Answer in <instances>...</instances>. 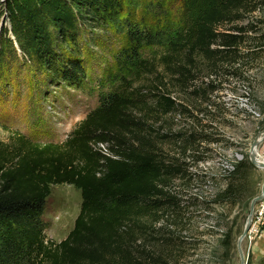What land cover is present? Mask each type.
<instances>
[{"label":"trees","instance_id":"trees-1","mask_svg":"<svg viewBox=\"0 0 264 264\" xmlns=\"http://www.w3.org/2000/svg\"><path fill=\"white\" fill-rule=\"evenodd\" d=\"M257 2L182 0L172 39L130 34L135 46L124 51L130 76L115 92L100 95L99 106L64 142L42 144L17 132L0 141V264H166L137 245L147 229L142 221L174 205L167 189L187 175L165 146L185 158L206 142L191 126L172 132L173 121L177 114L194 121L192 109L220 88V73L237 76L232 67L247 66L264 49V34L253 38L255 27L239 25ZM124 3L0 0V17L9 26L1 31L0 60L7 49L18 52L49 78L78 87L86 79L77 41L82 28L104 32L123 25ZM144 45L156 49L140 59ZM96 144H106L109 156L94 150ZM56 185L73 186L82 199L73 229L60 243L46 240L42 222Z\"/></svg>","mask_w":264,"mask_h":264},{"label":"rangeland","instance_id":"rangeland-1","mask_svg":"<svg viewBox=\"0 0 264 264\" xmlns=\"http://www.w3.org/2000/svg\"><path fill=\"white\" fill-rule=\"evenodd\" d=\"M124 6L123 25L104 32L91 25L82 28L77 41L86 79L78 87L49 78L18 52L6 50L0 60V141L6 142L10 132H17L33 142L61 144L99 106L100 95L115 92L121 79L130 76L124 56L125 50L135 46L130 34L164 41L172 39L179 28L182 0H125ZM257 6L239 23L256 28L253 38L264 34V0H258ZM2 28L9 29L4 17H0V36ZM7 37L11 38L9 33ZM56 46L60 49L61 41ZM155 49L142 46L139 58H148ZM232 68L237 76L220 73V88L209 102L192 109L194 121L187 115L175 116L172 132L191 126L205 135L206 142L197 144L191 150L195 153L188 152L185 158L179 149L165 146L170 157L180 158L187 175L176 178L167 189L175 197L174 205L164 206L158 218L142 221L147 229L137 245L141 243L155 260L240 264L238 240L264 180L263 170L252 165L249 157L250 145L264 130V49L254 62ZM262 151L264 140L256 156ZM227 163L234 166L232 173L224 172ZM81 202V192L73 186H50L42 214L46 240L60 243L68 236ZM241 250L245 264H264V198L254 206Z\"/></svg>","mask_w":264,"mask_h":264},{"label":"water","instance_id":"water-1","mask_svg":"<svg viewBox=\"0 0 264 264\" xmlns=\"http://www.w3.org/2000/svg\"><path fill=\"white\" fill-rule=\"evenodd\" d=\"M263 140H264V130L257 137H255L252 144L250 145L249 157H250V162L252 163V165L256 166L260 170H263V173H264V163L258 161L256 158V149ZM263 198H264V180H263V185H262V189H261V194L259 197L255 198L253 200L251 207H250V216H249L248 221L245 225L244 231L238 240V253L240 256V264H245V259H244V256H243V253L241 250V242L243 241V239L247 236V234L250 231L251 218H252V214L254 212V206L257 202L261 201Z\"/></svg>","mask_w":264,"mask_h":264},{"label":"built area","instance_id":"built-area-1","mask_svg":"<svg viewBox=\"0 0 264 264\" xmlns=\"http://www.w3.org/2000/svg\"><path fill=\"white\" fill-rule=\"evenodd\" d=\"M104 145L106 146V144H96L93 146V149L100 152L103 156H109L108 150H107L108 148L104 147ZM261 154H262L261 156L257 154L256 157H259V159H264V151H262ZM223 168H224V172L226 173H232V171H234V166H232L229 163L225 164Z\"/></svg>","mask_w":264,"mask_h":264},{"label":"bare ground","instance_id":"bare-ground-1","mask_svg":"<svg viewBox=\"0 0 264 264\" xmlns=\"http://www.w3.org/2000/svg\"><path fill=\"white\" fill-rule=\"evenodd\" d=\"M263 161V160H262ZM263 163V162H262Z\"/></svg>","mask_w":264,"mask_h":264}]
</instances>
